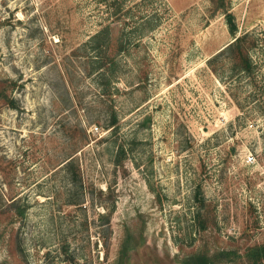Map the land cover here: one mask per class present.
Returning a JSON list of instances; mask_svg holds the SVG:
<instances>
[{
    "label": "rangeland",
    "instance_id": "1",
    "mask_svg": "<svg viewBox=\"0 0 264 264\" xmlns=\"http://www.w3.org/2000/svg\"><path fill=\"white\" fill-rule=\"evenodd\" d=\"M197 256L264 264V0H0V264Z\"/></svg>",
    "mask_w": 264,
    "mask_h": 264
},
{
    "label": "trees",
    "instance_id": "2",
    "mask_svg": "<svg viewBox=\"0 0 264 264\" xmlns=\"http://www.w3.org/2000/svg\"><path fill=\"white\" fill-rule=\"evenodd\" d=\"M228 22L230 24V30L232 33H236L238 30V26L236 22L234 21V15L232 13L227 14ZM242 39V36H237L235 41H240ZM197 261L195 263L197 264H210V258L206 256H197Z\"/></svg>",
    "mask_w": 264,
    "mask_h": 264
},
{
    "label": "built area",
    "instance_id": "3",
    "mask_svg": "<svg viewBox=\"0 0 264 264\" xmlns=\"http://www.w3.org/2000/svg\"><path fill=\"white\" fill-rule=\"evenodd\" d=\"M248 158L251 160V159H253V157L252 156H248Z\"/></svg>",
    "mask_w": 264,
    "mask_h": 264
}]
</instances>
